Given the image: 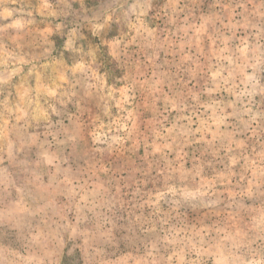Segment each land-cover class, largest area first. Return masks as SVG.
<instances>
[{
  "label": "rangeland",
  "instance_id": "rangeland-1",
  "mask_svg": "<svg viewBox=\"0 0 264 264\" xmlns=\"http://www.w3.org/2000/svg\"><path fill=\"white\" fill-rule=\"evenodd\" d=\"M0 264H264V0H0Z\"/></svg>",
  "mask_w": 264,
  "mask_h": 264
},
{
  "label": "crops",
  "instance_id": "crops-1",
  "mask_svg": "<svg viewBox=\"0 0 264 264\" xmlns=\"http://www.w3.org/2000/svg\"><path fill=\"white\" fill-rule=\"evenodd\" d=\"M39 203H41V202H39Z\"/></svg>",
  "mask_w": 264,
  "mask_h": 264
}]
</instances>
